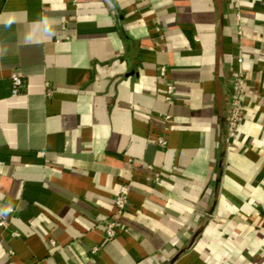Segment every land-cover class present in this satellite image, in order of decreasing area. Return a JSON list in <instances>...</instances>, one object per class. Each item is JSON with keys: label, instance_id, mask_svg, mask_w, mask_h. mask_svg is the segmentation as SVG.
I'll use <instances>...</instances> for the list:
<instances>
[{"label": "crops", "instance_id": "1", "mask_svg": "<svg viewBox=\"0 0 264 264\" xmlns=\"http://www.w3.org/2000/svg\"><path fill=\"white\" fill-rule=\"evenodd\" d=\"M0 222V264H264V0H0Z\"/></svg>", "mask_w": 264, "mask_h": 264}, {"label": "built area", "instance_id": "2", "mask_svg": "<svg viewBox=\"0 0 264 264\" xmlns=\"http://www.w3.org/2000/svg\"><path fill=\"white\" fill-rule=\"evenodd\" d=\"M242 0H231L234 7L236 9L239 8V4ZM166 74V70L164 68L160 69V77L164 78ZM11 83H12V94L17 95L19 93V89L23 86V80L21 76L17 73H13L11 75ZM245 79L242 74H239L235 77L233 82V94L230 102L229 115L227 120V137L226 143L234 140L237 137L238 128L243 121L245 107H244V97L246 94L245 91ZM173 87L171 85H167L165 90V100L169 101L173 96ZM164 122V131H168L171 129V118L169 116H165L163 118ZM157 145L165 149L166 141L163 137H160L156 140ZM149 168V167H148ZM150 170V168H149ZM129 194L130 190L127 185H120L118 187L117 193L114 198V212L116 215H122L128 207L129 204ZM0 226H5L4 222H0ZM122 230L121 225L114 221L108 220L104 223V233L107 240H112L116 237L118 231ZM13 237H18L19 235L15 232L11 234ZM53 244V243H52ZM97 249H93L92 252L95 253Z\"/></svg>", "mask_w": 264, "mask_h": 264}]
</instances>
